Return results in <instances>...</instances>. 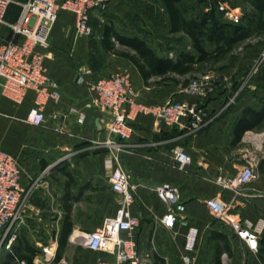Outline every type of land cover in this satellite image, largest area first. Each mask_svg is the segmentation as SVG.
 I'll list each match as a JSON object with an SVG mask.
<instances>
[{
  "label": "crops",
  "instance_id": "1",
  "mask_svg": "<svg viewBox=\"0 0 264 264\" xmlns=\"http://www.w3.org/2000/svg\"><path fill=\"white\" fill-rule=\"evenodd\" d=\"M95 13L96 11L93 12L92 18ZM7 20L15 21L13 12L8 13ZM9 34L6 30V39ZM87 39L89 38L77 37L75 15L60 12L51 30L50 48L45 52L41 50L46 55L45 66L50 76L58 83L61 92L59 102L50 101L47 104L46 114L49 116L58 110L68 111L71 107H84L89 103L91 92L87 83L79 82L85 70L91 71V74L85 76L87 82L118 72H128L139 92L140 101L145 103L169 100L198 103L206 114V124L198 132L187 129L185 122L182 126L166 128L163 125L158 126L153 118L145 116H140L134 123V134L126 142V150L120 154L121 166L132 174L133 183L138 186L132 206V213L139 221L134 235L140 252L152 255L151 264H181L183 256H190L195 264H215L216 246L225 248L223 240L218 239L219 234L227 241L232 254L229 256L223 250L221 264H224L223 259L227 257L235 259L233 243L236 241L243 250L240 240L230 229L215 220L205 202L211 198L233 202L232 211L236 218L253 227L264 218V156H261L258 167L260 179L245 189L246 197L234 199L231 192L223 191L214 183L220 174L236 175L246 163L249 150L245 147L252 131H247L241 142L234 145L232 128L242 111L253 104L235 108L227 116L220 118L216 111L222 101L216 103L204 101L201 97H190L183 92L181 85L173 83L148 87L136 67L116 55L107 54L109 56L106 62H103L105 65L101 70H94L92 66L96 64L94 55L97 53L86 45ZM102 52L105 53L103 49ZM221 93L227 94L225 91ZM34 101L33 90L27 92L22 104H15L0 94V149L20 161L25 173L22 177L23 186L28 187L31 181L40 180L33 202L41 197L48 208L55 203L58 205L60 212L57 217L62 220L59 235L66 216L64 205H71L70 218L73 229L63 250L65 251L75 246L71 241L75 231H95L107 217L115 214L118 196L115 194L114 197L108 188L111 189L109 177L116 167V162L111 153L102 146L109 135L99 126L98 120L102 114L98 110H88V118L83 125H78L73 116L66 122H60L67 133L57 134L52 123L45 127H34L24 121L35 106ZM263 130L260 128L254 131ZM184 138H188V141L184 142ZM84 144H88L87 147H83ZM178 147L183 148L193 160L192 165L185 171L177 168L174 159V150ZM66 153L70 157L81 154V165L78 172L69 170L75 180L73 183L64 176L63 169L60 172L57 170L56 173L61 174L65 181L56 193L52 181L47 179L46 173L50 166H45L43 161H47V157L53 154L64 158ZM244 153L242 157H237V154ZM40 162L44 167L39 165ZM46 183L49 185L48 191L45 189ZM165 184L175 185L180 189L181 201L186 208L183 214L178 215V221L172 229L161 223L166 209L154 191ZM66 192L70 193V201L65 199ZM81 221H93L96 224L81 231L82 225L75 224ZM190 233L195 234L191 248L188 247ZM261 239L260 254L255 257L247 255L245 258L251 264H264V234ZM90 252L95 254L93 261H80L79 264H99L100 260L115 261V257L108 253ZM40 257L41 254L35 257V264ZM19 263L21 262L17 261V264Z\"/></svg>",
  "mask_w": 264,
  "mask_h": 264
},
{
  "label": "built area",
  "instance_id": "2",
  "mask_svg": "<svg viewBox=\"0 0 264 264\" xmlns=\"http://www.w3.org/2000/svg\"><path fill=\"white\" fill-rule=\"evenodd\" d=\"M111 1L0 0V94L15 104H22L27 92L33 90L35 106L24 121L34 127H45L52 123L57 134L67 133L60 122L68 121L71 116L78 125H83L88 118V110L95 109L102 114L98 123L109 135L102 146L111 153L116 162L109 183L111 191L118 196V208L115 214L107 217L95 231L80 232L81 237L74 243L78 242L90 251L108 253L115 257L113 262L100 260L99 264H151L152 255L140 252L134 235L139 221L132 213V206L138 186L133 183L132 174L121 166L120 154L126 150L125 144L134 134V123L140 116L151 117L158 126L163 125L166 128L182 126L185 122L187 129L198 132L206 124L205 112L196 102L140 101L139 92L128 72H118L87 82L85 76L91 74V71L85 70L79 82L87 83L91 92L89 103L84 107H71L68 111L58 110L49 116L46 114L47 104L50 101L59 102L61 92L58 83L50 76L45 66L46 55L41 50H49L51 30L60 12L75 15L78 38H90L94 33L93 12L105 10ZM12 6H16L19 13L15 21L10 22L7 15ZM220 11L230 22H240V16L223 5ZM6 30L10 32L7 39ZM113 42L118 45L115 39ZM211 84V77L206 75L201 80L191 81L183 92L190 97L205 98L213 91ZM256 151L258 150L247 153L246 163L239 173L220 174L214 183L223 191L231 192L234 199L246 197L245 189L260 179L258 167L261 156ZM174 159L180 171H185L193 162L192 157L180 147L174 150ZM24 174V168L18 158L0 149V249H11L17 238L16 227L23 221L40 181L35 179L25 187L22 185ZM45 189H49L47 183ZM154 191L166 209L161 223L172 229L178 221V215L186 210L181 201V191L171 184L159 186ZM205 205L216 221L237 236L247 255L255 257L260 254L264 218L253 227L236 218L232 211L233 202L211 198L206 200ZM194 239L195 234L190 233L189 248L192 247ZM46 252L52 255L51 252ZM181 264L195 262L190 256H183Z\"/></svg>",
  "mask_w": 264,
  "mask_h": 264
},
{
  "label": "rangeland",
  "instance_id": "3",
  "mask_svg": "<svg viewBox=\"0 0 264 264\" xmlns=\"http://www.w3.org/2000/svg\"><path fill=\"white\" fill-rule=\"evenodd\" d=\"M186 1L192 8L191 16H203L206 14L208 17H216L218 14L224 20L229 21L224 16V13L220 11V7L223 5L240 16L239 23L242 22L244 16L254 10L250 0ZM108 24H113L116 30L123 35L140 37L161 55L170 54L168 51L170 47L190 49L188 41L177 43L181 35L172 36L168 34L167 16L162 9L161 0H112L105 10L96 11L92 18L94 33L93 36L87 39L86 45H89L92 51L97 53V55H94L96 64L92 66L94 70H101V67L105 65L103 62H106L109 56L102 52L101 44L104 27ZM116 48L121 51H130L129 48L120 45H116ZM199 68L205 69L203 73H197L193 80H201L206 75L211 77L213 91L204 98V101H214L216 103L222 101L221 104H218V111H216L219 113L220 118L227 116L235 108L250 104L255 105L257 98L264 94V34H254L223 60ZM224 91L227 92L226 95L221 93ZM261 129H264V127ZM251 133L245 148L249 151L257 149L258 151L256 152L260 156H264V130L262 132L252 131ZM257 135L263 136L257 137ZM185 141H188V138H184ZM87 145L84 144L83 147H87ZM67 154L64 158L53 154L51 157H47V161H43L45 166H50L46 173L48 174L47 179L52 181L56 193L59 191L60 185L65 181L61 174L56 173L57 170L60 172L62 169L68 168V170L78 172V167L81 165V154L71 157L67 156ZM243 155L245 153L237 154V157H242ZM58 159L61 160L59 161ZM39 165L44 167L41 162ZM39 186L40 181L37 189ZM37 189L31 197L30 207L26 210L23 221L17 225L15 230L17 237L23 233L30 245L41 252V257L37 264L92 262L95 254L78 242L77 244L74 243L75 246L70 247L69 250L63 251L59 260L56 259L59 231L62 223V220H58L57 217L60 211L57 209L58 205L56 203V206L53 205L54 207L50 206L48 208L41 197L33 202ZM108 190L113 193L111 189L108 188ZM112 195L115 197L114 193ZM79 198L80 196H78ZM82 201H85V199H82ZM80 208H83V206L81 205ZM78 223L82 225L81 231L87 230L90 225L94 226L96 224L93 221L75 222V224ZM233 246L235 259L227 257L223 259V263L251 264L248 259H245L248 256L236 241H234ZM11 249L7 250L6 247L0 249V264H17ZM46 250L54 255H48Z\"/></svg>",
  "mask_w": 264,
  "mask_h": 264
},
{
  "label": "trees",
  "instance_id": "4",
  "mask_svg": "<svg viewBox=\"0 0 264 264\" xmlns=\"http://www.w3.org/2000/svg\"><path fill=\"white\" fill-rule=\"evenodd\" d=\"M250 1L254 10L244 16L241 23L234 24L224 20L218 14L216 17H208L206 14L191 16L192 8L186 0H161L162 9L167 16L168 34L172 36L181 35L177 43L188 41L190 43L189 50L170 47L168 49L170 54L161 55L140 37L121 34L113 24L104 27L102 48L106 54H113L130 61L139 71L144 84L148 87L165 86L173 83L186 88L195 79L197 73H203L205 68L199 67L223 60L254 34H264V0ZM9 12H13L16 19L19 9L12 6ZM113 39L118 45L129 48L130 51L117 50ZM257 99V103L245 108L235 121L232 128L234 145L241 142L247 131H254L263 127L264 94ZM63 170L64 176L73 183L75 180L72 173L68 168ZM69 198L70 193L66 192L65 199L70 201ZM64 208L66 216L58 238L56 258L58 260L68 244L73 229L70 218L71 205L65 204ZM214 236L215 233L212 234V239ZM218 239L223 240L225 248L216 246L215 264H221L223 250L229 256L232 255L222 234L218 235ZM11 248L15 260L25 264H35V257L41 253L30 245L23 233L16 238Z\"/></svg>",
  "mask_w": 264,
  "mask_h": 264
},
{
  "label": "bare ground",
  "instance_id": "5",
  "mask_svg": "<svg viewBox=\"0 0 264 264\" xmlns=\"http://www.w3.org/2000/svg\"><path fill=\"white\" fill-rule=\"evenodd\" d=\"M80 237H81L80 232L79 231H75L73 233V235L71 236V241L74 242L75 240H77Z\"/></svg>",
  "mask_w": 264,
  "mask_h": 264
}]
</instances>
